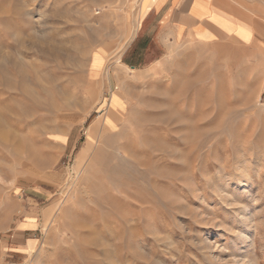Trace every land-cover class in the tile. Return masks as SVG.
Returning a JSON list of instances; mask_svg holds the SVG:
<instances>
[{
	"label": "rangeland",
	"instance_id": "rangeland-1",
	"mask_svg": "<svg viewBox=\"0 0 264 264\" xmlns=\"http://www.w3.org/2000/svg\"><path fill=\"white\" fill-rule=\"evenodd\" d=\"M147 3L0 0V264H264V0Z\"/></svg>",
	"mask_w": 264,
	"mask_h": 264
},
{
	"label": "crops",
	"instance_id": "crops-1",
	"mask_svg": "<svg viewBox=\"0 0 264 264\" xmlns=\"http://www.w3.org/2000/svg\"><path fill=\"white\" fill-rule=\"evenodd\" d=\"M205 1L208 2L209 9L213 12V6L217 4L214 3V0ZM210 14L200 15L196 0H148L142 19L153 17L157 26L162 30L163 36L168 38H185L192 39L198 43H208L215 39L229 36L211 19ZM231 18L235 19V17ZM202 32L211 36L204 37L200 34ZM148 36V34H142L140 37L146 38ZM34 225H31L28 221L23 222L21 226L16 228V236L22 230L30 229ZM33 243H35L33 239H27L18 244L20 245L19 250H30L29 246ZM11 264L19 263L13 262Z\"/></svg>",
	"mask_w": 264,
	"mask_h": 264
},
{
	"label": "bare ground",
	"instance_id": "bare-ground-1",
	"mask_svg": "<svg viewBox=\"0 0 264 264\" xmlns=\"http://www.w3.org/2000/svg\"><path fill=\"white\" fill-rule=\"evenodd\" d=\"M99 116H100V115H99ZM90 130H91V129H90ZM137 209H138V208H137ZM48 211H49V210H47V212H48ZM60 218H61V216L58 217V220H59ZM134 222H135V220H134ZM137 223H138V222H137Z\"/></svg>",
	"mask_w": 264,
	"mask_h": 264
}]
</instances>
